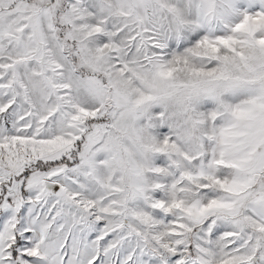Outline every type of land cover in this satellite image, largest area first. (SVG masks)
<instances>
[{
    "label": "snow or ice",
    "instance_id": "1",
    "mask_svg": "<svg viewBox=\"0 0 264 264\" xmlns=\"http://www.w3.org/2000/svg\"><path fill=\"white\" fill-rule=\"evenodd\" d=\"M0 264H264V0H0Z\"/></svg>",
    "mask_w": 264,
    "mask_h": 264
}]
</instances>
